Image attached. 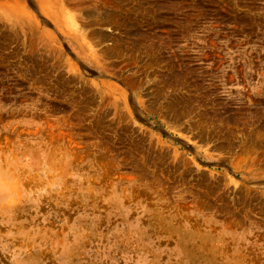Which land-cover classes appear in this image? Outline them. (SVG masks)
Returning <instances> with one entry per match:
<instances>
[{
  "label": "rangeland",
  "instance_id": "obj_1",
  "mask_svg": "<svg viewBox=\"0 0 264 264\" xmlns=\"http://www.w3.org/2000/svg\"><path fill=\"white\" fill-rule=\"evenodd\" d=\"M0 264H264V0H0Z\"/></svg>",
  "mask_w": 264,
  "mask_h": 264
}]
</instances>
